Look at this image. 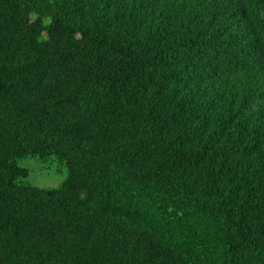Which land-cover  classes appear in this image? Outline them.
Returning <instances> with one entry per match:
<instances>
[{
  "label": "trees",
  "instance_id": "16d2710c",
  "mask_svg": "<svg viewBox=\"0 0 264 264\" xmlns=\"http://www.w3.org/2000/svg\"><path fill=\"white\" fill-rule=\"evenodd\" d=\"M0 264H264V0H0Z\"/></svg>",
  "mask_w": 264,
  "mask_h": 264
},
{
  "label": "rangeland",
  "instance_id": "374dc122",
  "mask_svg": "<svg viewBox=\"0 0 264 264\" xmlns=\"http://www.w3.org/2000/svg\"><path fill=\"white\" fill-rule=\"evenodd\" d=\"M19 165L28 171L26 181L44 189L57 188L64 179V174L55 166H46L36 159H23Z\"/></svg>",
  "mask_w": 264,
  "mask_h": 264
}]
</instances>
